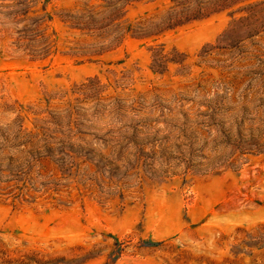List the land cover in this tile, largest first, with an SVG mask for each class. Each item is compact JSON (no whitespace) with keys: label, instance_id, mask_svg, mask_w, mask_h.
I'll list each match as a JSON object with an SVG mask.
<instances>
[{"label":"rangeland","instance_id":"374dc122","mask_svg":"<svg viewBox=\"0 0 264 264\" xmlns=\"http://www.w3.org/2000/svg\"><path fill=\"white\" fill-rule=\"evenodd\" d=\"M0 264H264V0H0Z\"/></svg>","mask_w":264,"mask_h":264}]
</instances>
